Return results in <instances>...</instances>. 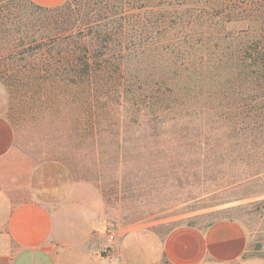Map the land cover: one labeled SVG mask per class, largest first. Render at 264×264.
I'll return each mask as SVG.
<instances>
[{
	"label": "trees",
	"instance_id": "1",
	"mask_svg": "<svg viewBox=\"0 0 264 264\" xmlns=\"http://www.w3.org/2000/svg\"><path fill=\"white\" fill-rule=\"evenodd\" d=\"M81 2L0 0V60L56 136L52 160L118 154L127 135L144 150L229 153L264 127V0Z\"/></svg>",
	"mask_w": 264,
	"mask_h": 264
},
{
	"label": "rangeland",
	"instance_id": "2",
	"mask_svg": "<svg viewBox=\"0 0 264 264\" xmlns=\"http://www.w3.org/2000/svg\"><path fill=\"white\" fill-rule=\"evenodd\" d=\"M84 1L93 5L98 0H83L81 8ZM19 76L11 62L0 60V112L14 131L13 148L0 160V208L28 200L39 189L40 200L52 210L62 209L68 224L81 225L91 235L84 252L105 262L111 258L103 253L110 221L122 233L151 230L163 235L183 224L205 227L233 218L244 226L248 254L264 261V127L231 139L236 145L229 153L227 145L214 148L217 154L139 149L138 144L149 140L127 135L119 138L126 144L118 154L103 148L76 153L67 171L62 166L59 175L51 176L42 166L55 155L56 136L45 118L35 119L32 109L20 104L26 81ZM83 155L95 163H86ZM117 155L119 162H105ZM72 264L98 263L87 258Z\"/></svg>",
	"mask_w": 264,
	"mask_h": 264
},
{
	"label": "crops",
	"instance_id": "3",
	"mask_svg": "<svg viewBox=\"0 0 264 264\" xmlns=\"http://www.w3.org/2000/svg\"><path fill=\"white\" fill-rule=\"evenodd\" d=\"M30 1L56 7L67 0ZM13 144V128L0 112V160ZM62 166L67 171L64 164L51 160L42 170L49 169L54 176ZM38 195L34 188L32 198L0 208V264H72L87 258L98 264H264L248 254L244 226L233 218L217 219L205 227L183 224L163 235L118 229L110 263L105 262L84 252L91 235L81 231V225L68 224L62 209L52 210Z\"/></svg>",
	"mask_w": 264,
	"mask_h": 264
},
{
	"label": "built area",
	"instance_id": "4",
	"mask_svg": "<svg viewBox=\"0 0 264 264\" xmlns=\"http://www.w3.org/2000/svg\"><path fill=\"white\" fill-rule=\"evenodd\" d=\"M118 226L114 221L107 223L105 227L106 246L103 249V253L106 257L112 255L113 246L117 237Z\"/></svg>",
	"mask_w": 264,
	"mask_h": 264
}]
</instances>
